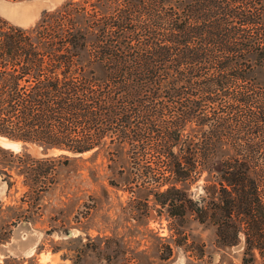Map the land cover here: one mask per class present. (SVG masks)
Masks as SVG:
<instances>
[{"label":"trees","instance_id":"16d2710c","mask_svg":"<svg viewBox=\"0 0 264 264\" xmlns=\"http://www.w3.org/2000/svg\"><path fill=\"white\" fill-rule=\"evenodd\" d=\"M125 2L98 25L115 35L94 44L88 26L48 11L29 27L0 26V135L106 149L114 161L125 151L135 180L157 179L142 161L167 167L172 183L214 172L220 185H204L196 209L207 205L216 226H264V0ZM136 3L142 50L126 52L139 39L127 33Z\"/></svg>","mask_w":264,"mask_h":264},{"label":"rangeland","instance_id":"374dc122","mask_svg":"<svg viewBox=\"0 0 264 264\" xmlns=\"http://www.w3.org/2000/svg\"><path fill=\"white\" fill-rule=\"evenodd\" d=\"M136 4L127 33L139 39L122 51L142 50V5ZM126 6L125 0H0V19L9 22L0 26L29 27L48 11L51 19L88 26L94 44L115 35L112 26H99ZM5 138L19 147L0 144V248L8 254L0 253V264H264V226H216L207 205L206 215L196 209L204 185H220L214 172L172 183L167 167L142 161L139 170L157 178L147 182L132 179L136 169L125 151L117 150L114 161L106 149L77 154Z\"/></svg>","mask_w":264,"mask_h":264},{"label":"bare ground","instance_id":"6f19581e","mask_svg":"<svg viewBox=\"0 0 264 264\" xmlns=\"http://www.w3.org/2000/svg\"><path fill=\"white\" fill-rule=\"evenodd\" d=\"M0 144L1 145H4V146H9V147H12L14 149H16L17 147H19V143L17 142H13V141H10L6 138H3V137H0ZM21 144V143H20ZM80 155V154H79Z\"/></svg>","mask_w":264,"mask_h":264},{"label":"water","instance_id":"95a60500","mask_svg":"<svg viewBox=\"0 0 264 264\" xmlns=\"http://www.w3.org/2000/svg\"><path fill=\"white\" fill-rule=\"evenodd\" d=\"M0 253L3 254V255H8V254H7V249L4 248V247H1V248H0Z\"/></svg>","mask_w":264,"mask_h":264}]
</instances>
